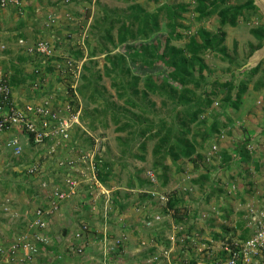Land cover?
I'll use <instances>...</instances> for the list:
<instances>
[{
    "label": "rangeland",
    "instance_id": "obj_1",
    "mask_svg": "<svg viewBox=\"0 0 264 264\" xmlns=\"http://www.w3.org/2000/svg\"><path fill=\"white\" fill-rule=\"evenodd\" d=\"M245 1L229 0L224 6H229L230 13H233V7ZM59 3L53 6L58 11V18L54 14H46L43 21L47 29L64 34L65 46L69 48L66 56L74 59L73 62L66 63L64 67V62L70 59L50 58L54 64L50 63L51 60H47L46 64L53 65V76L47 78L38 91L30 88L29 76L35 73V69H40L41 73L49 72L45 66H34V54L25 47L40 41L52 43L41 34L34 33V28L28 27L35 20L31 18V13L13 11L9 25L0 26V74L14 77L13 81L10 78L15 84L14 92L24 89V93L29 91L27 94H33L40 102L48 101L59 117L77 116L70 125V140L51 154H48V144L38 147L42 157L48 158L49 163L62 164L60 169H66L70 161L75 169L80 168L79 173L84 175L78 173L79 181L75 188L79 191L83 190L79 187L84 182L90 190L95 188L89 168H94L93 175L98 181V174L104 172L106 180L110 177L111 182L117 179V183L146 185L144 187L150 190L147 195L151 204L147 209L153 210L154 218H160L157 219L160 223L155 225L159 233L138 228V233L135 230L128 236L120 229L111 230L113 236L107 237L106 242V235L98 236L101 231L99 225L92 222L80 234V241L72 236L63 247L59 238H62V230L68 228L61 224L59 227L62 229L48 234V229L43 232L31 225L34 220L32 211L25 214L23 209L33 205V201L28 192L29 202L23 199L25 188L20 181L28 179L23 172H19L20 167L15 172L10 165L4 167L0 157V177L7 179L0 181V201L4 196L13 199L9 203V211L0 216L1 248H7L11 243L18 244L17 238L22 235L31 242L35 241V234L49 239L46 244L38 242L36 252L29 258L25 256L28 252L22 254L17 251L11 264H139L140 259L147 260L148 244H153L155 240L160 242V254L168 252L160 258L169 262L185 245L184 223L190 215H194L200 223L208 220L210 225L214 221L213 216L216 219L219 215L221 228L216 233L218 239L213 242L217 243L223 236L229 235L223 231L233 221L226 208L229 199L238 197L254 202L260 201L264 195V55L251 64L254 53L264 45L251 52V45L257 44L251 31L264 28V10L258 5V0H253L255 9H243L236 15L235 26L221 24L216 13L198 19L194 12L195 0H59ZM163 3L187 7L176 20V32L167 25L164 12L158 11ZM135 7L156 15L158 28L148 32L145 38L139 37L138 23L130 17V14L138 12ZM127 16L129 19L125 24L131 23L132 37L121 43L118 31ZM141 16L142 13L138 15ZM36 23L41 24L42 19L41 22L36 20ZM149 24L147 20L146 26L141 25L140 29L150 28ZM200 30L209 33V38L216 43L223 35V42L217 43L216 50L203 49L196 54L198 59H190L186 45L191 37L199 42ZM23 31L26 35H35L34 41L28 43ZM19 37L23 44L18 43ZM54 39V42L59 41L56 37ZM166 39L168 47L182 50L181 56L188 60L186 84L171 80L167 69L160 63L141 68L138 58L132 59L137 62L136 66L129 56H124L122 62L118 60L125 45L151 43L156 51L161 52ZM152 45L147 48L148 56L152 54ZM77 54L78 58L74 56ZM256 67L258 70L252 73L251 70ZM148 76L155 82L154 92L145 88ZM134 78L138 81L132 88ZM15 79L19 81L15 82ZM58 82L60 85H56ZM133 90H138V93L133 94ZM141 90L147 92L145 96ZM18 133L19 141L20 138L26 140V136H21L22 132ZM159 136H164L166 143L154 152L155 146L161 145ZM71 144L74 154L68 159L62 156L66 153L63 149L71 148ZM27 145L22 153L30 158L31 151H36V147L30 143ZM189 147L193 148V152L184 158L181 150ZM20 160L25 161L23 158ZM127 202V213L123 215L124 221L131 226L135 221L132 220L134 216L128 215V209L136 203V198H129ZM80 206L78 209H81ZM144 211L145 208L141 207L134 215H141ZM81 213L84 216L86 212ZM167 215L170 220L164 222L162 216L165 218ZM79 218L80 215L73 217L78 219L75 223H80ZM96 221L101 223L98 215ZM207 223H202L204 225L200 227L199 234H194L192 247L197 248L206 240H211L210 234L203 232ZM86 232L89 241L84 242ZM129 238L131 247H126ZM136 245L143 249L140 253L144 252L139 257ZM78 247L80 252L76 251ZM178 255L181 257L183 254L178 252ZM125 258L128 260L125 261ZM187 261L188 256L181 257L178 263Z\"/></svg>",
    "mask_w": 264,
    "mask_h": 264
},
{
    "label": "crops",
    "instance_id": "obj_2",
    "mask_svg": "<svg viewBox=\"0 0 264 264\" xmlns=\"http://www.w3.org/2000/svg\"><path fill=\"white\" fill-rule=\"evenodd\" d=\"M258 1H261V0H258ZM21 3H22V8H21L22 12L23 13L29 12V13H31L30 16L33 15L31 18H35V20L33 21L32 24L28 25V23L26 22L27 23L26 25H28V27H30V28H34V33H39V34H41L40 36H42L43 38H46V40L50 41V43H52V44L54 43L53 44L55 46L54 58L59 57V58L63 59L64 57H67L66 52L69 50V48L67 47V45L65 46V44H67V41H66V39H63L65 37L64 34L63 35L61 33L57 34L58 33L57 31L52 32L51 29H47L45 26V21H43L44 20L43 17L46 14H50V15L54 14L55 18L56 19L58 18V16H56L58 11L53 6L59 5L60 4L59 0H21ZM76 6H78V5H76ZM58 8H60V7H58ZM12 13H13L12 8L11 9L5 8L1 12V14H0L1 15L0 26H5L6 23L9 25V23H10L9 20L12 17L10 15ZM41 19H42L41 24L36 23V20H37V22H39V21L41 22ZM21 27L23 28V25ZM23 35L29 40V41L27 40L28 43H31L35 39V35L34 36H32L31 34L26 35V32H24V31H23ZM55 37L59 41L56 40V42H54ZM63 43H64V45H63ZM263 47H264V45H263ZM33 60H35V58ZM50 63L54 64V61L51 60ZM63 65L65 67V64H63ZM50 66H53V65H50ZM53 72H54V70L50 71L49 73H46V72H44V73L46 74V76L48 78H50V76L53 74ZM56 85H60V82H58V84H56ZM27 93H24V89L19 88L18 92L17 91L14 92L13 95H14V98L19 103L26 104L28 101L32 100V99L31 100H29V99H30V96L32 98V95H33V94L30 95ZM12 134L17 135V133H4L0 136V157H2V159H3L2 162L4 164V167H6L7 165H10V167L11 166L13 167V171L14 170L16 171L20 167L21 171L19 170V172H23L24 177L28 179V180H26V179L20 180L21 184H22V188H25V189H23L25 194H23L22 197H23V199L28 200V202H29L30 197H31V201H33V205H30L31 208H30V206L24 207L23 211L24 212L26 211L25 214H27V212H29V211H32L30 213H32L31 217H33V213L37 208H39V207L45 208L46 204H48L47 203L48 199H49L48 196L51 193V191H53L56 187H61L63 185L62 181H63V178L65 177V171L66 170L60 169L61 167H59L56 163L55 164L53 162L49 163L48 158L46 159V157H44V156L42 157L40 152L34 151L32 149H31L32 151H31L30 158L23 155L22 158H23V160H25L24 162H22L20 160V158L17 159L12 154L11 149H8L5 147L6 146V140ZM18 135H19V133H18ZM21 136L25 137L24 135H21ZM20 142L22 143L24 148H28V145H27L25 138H23V139L20 138ZM69 147H71V148L63 149V150H66V153L64 155H62L63 157H66V158L68 157V159L72 158L71 156H73L72 154H74V150H72L73 145L71 144V145H69ZM3 157H5V158H3ZM40 158H42V159L45 158V160L39 161ZM33 161L39 162V167H40L39 172L34 174V175H28V174H26L25 169ZM20 163H23V165H21ZM4 170H6V169L4 168ZM103 174H104V172L102 174L99 173L98 178H99V182H100L102 188L108 192V193H106L107 195H104V191H102L101 189L99 191V190L95 189L94 187H92V189L90 190L88 188V185L84 184L85 183L84 182L81 184V186L79 185L80 187L78 186L79 188H82L83 190L79 191V190L75 189L74 194L71 195L68 199L62 201L59 205L58 210L52 214L50 224H49V228L47 231L48 234L50 232L59 231L60 229H62L59 227V225H61V224H62V227L68 228L67 230L63 229L64 231L62 230V232H61L62 238L61 239L59 238V241H60L62 246L64 243H66L68 238L72 237L73 234L76 231H78V229L80 228V225L82 223L86 224V226L88 228L90 227V225H92L91 224L92 222L94 223V225L98 224L99 228L101 230L100 233L98 234V236L103 237V234L106 235L105 236L106 242H107V237L113 236V235H111L112 233H110L111 230H112V232H114V231H119V229H120V232H124L127 235L128 234L132 235L134 233V231L137 230L138 228H140L142 231H144V229H145V231L153 232V234L155 233V231L157 233H159V230L155 227V225H158L160 223L158 221L160 218L158 217V220H156L153 217V215L155 214V213H153V210L152 209L150 210V208H149V210L147 209V207L151 206V204H149L150 203L149 202L150 196L147 195V194H149V192H147V191H150V190H148L144 187L146 185L140 186V183L137 184L138 182H130L127 184L125 182L124 183H122V182L117 183L118 180L114 177L113 178L116 179V182H111L110 177L106 180V177ZM1 180H7V179L6 178L3 179L2 177H0V181ZM8 180L12 181L11 179H8ZM14 182H16V180ZM146 184L148 185V183H146ZM26 192L30 193L29 199L27 197L28 194ZM109 194H110V196H109ZM4 197L5 198L2 201H0V216H3L5 214L4 208H6V211H9V203L13 201V199L9 196H4ZM263 197H264V195H263ZM129 198H136V203L130 205V206H132V208L128 209V215L134 216V218L132 220L135 221V223H133L131 226L128 225L127 221H124V215H123V214L127 213L125 211V208L128 206L127 200ZM236 198H238V197H236ZM236 198H230V199L228 198L230 202L228 203V205L226 207L227 209H229V211L227 213L230 214V217H232L233 221H232V223H229L224 227V230H223L224 232L232 231L233 226L238 227L237 221H238L239 217H238V214L236 212V208H235L234 204H236L238 206L241 203L247 202L246 198H243V199H241V198L236 199ZM141 200L143 201L142 203H140ZM145 201H147V202H145ZM138 203H140V204L137 206ZM80 204H83V206H80ZM79 206L81 207V209H78ZM141 207L145 208L144 213L141 215H139V214L134 215L135 213H138V211L141 210ZM11 210H12V208H11ZM81 211L84 213L86 212L84 214V216L82 215L83 213H81ZM131 212L133 213L132 215H130ZM221 214H222V212H221ZM223 214H225V213H223ZM78 215H80V218H79L80 223L77 224L75 222L78 219L74 220L73 217L77 218ZM97 215L99 216L101 223L96 221ZM16 216H17V214H16ZM218 216H216V219L213 216L214 219H212V220H214V221H213V223H211V225L207 223V222H209L208 220L206 222H202L205 224L207 223V225L203 229V232H206L209 234L220 232L222 221L218 220L219 219ZM187 218L188 219L186 220V223H184L185 224L184 230L186 232V237H189V236L191 237L194 234H199L198 232L201 231L200 227H203L204 224L198 222L199 220L197 221L196 219H194V215H190ZM162 219L164 220V222H169L170 217L167 215L165 218H163V216H162ZM29 220H31V218ZM123 221H124V223L120 224ZM148 222L150 224H147ZM162 223H163V221H162ZM108 230H110V231H108ZM163 231H164V229L161 230V232H163ZM120 232H118V233H120ZM138 232H139V230H137V233ZM85 234H86V237L83 238L84 242L89 241V240H87L88 233L86 232ZM116 235H118V234H116ZM130 239L131 238L128 239V241H127L128 245H126V247H131L130 246V243H131ZM152 243L153 244H148L150 249H148L146 251V253L148 254L149 257L147 256L146 257L147 260H145V261H144V259H140L138 261L139 264H149L150 260H151L150 255L151 254L155 255L158 252L160 253V251H158L159 249H161V247L159 245L160 242L157 243V241L155 240V242H152ZM191 245L192 244L189 241H187L186 244L184 245L185 248L180 247V249L178 251H176L177 255H174L171 258H173L174 262L177 261V263H173V264H180V263H178V261L181 259V257L186 258L187 256L191 257L193 255V251H192L193 248L191 247ZM136 248H137V245H136ZM172 248H174V246ZM69 250H71V248ZM137 250H139V252L137 253L138 254L137 257H139V255L141 256L142 254H144V252L140 253V251L143 250V249H140V246H138ZM175 250H177V249H175ZM178 252H180L183 255H181V257H180V255H178ZM124 260L127 261L128 258H125ZM162 264H166V263H162Z\"/></svg>",
    "mask_w": 264,
    "mask_h": 264
},
{
    "label": "built area",
    "instance_id": "obj_3",
    "mask_svg": "<svg viewBox=\"0 0 264 264\" xmlns=\"http://www.w3.org/2000/svg\"><path fill=\"white\" fill-rule=\"evenodd\" d=\"M7 4L21 6L22 3L21 0H0V12L6 8ZM18 43L23 44V41L19 40ZM26 50L39 56L43 61L50 58L54 51L53 46L45 41L37 42L31 47H27ZM66 63L71 64L70 61H66ZM34 72L35 74L41 73L40 69H35ZM8 80V75L0 74V136L11 130L25 133L27 140L31 141L36 150L40 149L38 147L48 144L50 148L48 154L53 153L57 147L69 141L70 125L75 122L77 116L74 114V116L59 117L57 111H54L50 107V103L45 100L38 104L19 103L12 95ZM6 147L12 149L14 156L22 153L17 137L6 141ZM39 168L36 161L30 164L25 172L28 175H34L39 172ZM65 168L67 172L62 181L63 185L51 191L45 208L39 207L34 211V220L31 225L40 231L45 232L48 229L52 214L58 210L62 201L73 194L74 188L78 184L77 177L80 168L75 169L71 161ZM89 169L94 182L97 183L93 175L94 168ZM75 174L77 176H74ZM79 174L84 175V173ZM234 205L239 217L238 227L233 226V232H228L230 234L223 236L217 243L212 240L201 243L195 249L194 258L190 259L193 261H187L184 264H264V197L260 201H247L238 206ZM85 230L86 225L82 223L74 238L80 241V234ZM17 239L18 244L11 243L3 249L0 246V264H11L16 259L17 251H21L22 254L28 252L25 256L29 258L36 252L38 242L45 244L48 242L45 235L42 237L39 234H35L34 242L27 240L23 235ZM76 251L80 252V247ZM167 254L168 252L164 253V255Z\"/></svg>",
    "mask_w": 264,
    "mask_h": 264
},
{
    "label": "trees",
    "instance_id": "obj_4",
    "mask_svg": "<svg viewBox=\"0 0 264 264\" xmlns=\"http://www.w3.org/2000/svg\"><path fill=\"white\" fill-rule=\"evenodd\" d=\"M229 0H195L196 5L194 7V12L197 14V18H204L209 16L212 13H216L219 17V21L221 24L224 23H229V25L231 26H235L236 25V15L241 13V10L243 9H255V6L253 5V0H246L243 4L237 6V7H233V13H230V9L229 6H224L226 2H228ZM222 6V7H221ZM6 8H12L13 11H17L18 13H21L22 11V7L21 6H11L10 4H7ZM135 10L138 11L136 13H132V16L130 14V17L132 18L133 22L138 23L139 29L138 31V35L140 38H145L146 34L152 30H156L158 28V23L156 22V15H150L147 14L144 11H140V7H135ZM187 10V7H185V5L183 4H179V5H166L165 3H163L162 5H160V7L158 8V11H162L165 14V18L168 20V26L170 27L171 31L176 32V20L180 17V13L181 12H185ZM142 13V18L138 17V15ZM229 17V19H228ZM129 19V17L127 16L125 18V21L121 24L120 29L118 31V40L123 43L125 40H127L126 38H130L132 37V31L129 29L132 25L130 23V25L125 24V22ZM140 20V21H139ZM148 20V22L150 23L149 25L151 26L150 28H147L146 30L144 28L140 29V26L142 25V27L146 26V21ZM132 22V24H133ZM110 30H112L111 28H109ZM108 29V30H109ZM252 36L257 40V44L255 46L251 45V52H253L254 50L258 49L261 47V45L263 44L264 41V28L263 29H254L251 31ZM108 34H110V31H107ZM198 36H199V42L191 37L189 38V41L186 45L187 51L190 54V59H198V57L196 56V54L203 50V49H209L211 51L216 50V45L221 44L223 42V38L224 36L222 35L219 39V41L216 43L214 41V39H210L209 38V33L205 32V31H198ZM21 37V36H20ZM18 39L22 40V38ZM136 38V37H135ZM108 40H111V38L108 36ZM125 45V44H124ZM150 45H152L151 43H135L132 45H125L124 48V52L122 56L118 57L119 62L124 61V56H129L131 59V62L136 66L137 62H135L134 60L132 61V59H140L138 66L143 68L146 67V65L153 67L155 66L157 63L162 64L163 66H165V68L167 69V75L170 77L171 80H177L180 83H184L186 84V80H184L185 77V73L186 71V63H188V60L186 57L181 56L182 50L177 49L175 47H168V40L166 39L165 44H164V48L161 52L156 51L155 46L152 47V54L151 56H148V51L147 48L148 46L150 47ZM52 46L55 49V46L52 44ZM35 58V61H33V64H35L34 66H45L47 68V71L50 72L53 70V68L49 65L46 64V61L51 60L50 58H54L55 56V51H53V54L50 58H48L47 60H45L44 63L43 59H41L39 56L36 55H32ZM76 58H78L77 55ZM56 60H58L57 58H54ZM61 59V58H60ZM29 60V59H26ZM62 61V59H61ZM32 64V63H31ZM113 64V63H112ZM35 69V68H34ZM50 70V71H49ZM258 70V68H254L253 70H251L252 73H255ZM47 73V72H46ZM187 74V73H186ZM12 78L11 81H13L14 77H10ZM10 78L8 80V84L12 89V95L14 94V88L13 86L15 85L13 82L10 81ZM47 76L45 73H33L29 76V81H30V88L34 89L35 91H38L43 84L46 82L47 80ZM151 77H147L145 79V88L148 91L154 92V81L153 79L151 80ZM19 80L15 79V82H18ZM138 80L136 78H134L133 84H132V88L136 87V82ZM36 84V87H34V85ZM145 90V89H144ZM141 90L142 95H146V91ZM138 90H133V94H137ZM140 93V92H139ZM14 97V95H13ZM15 99V98H14ZM32 99V100H31ZM36 99L38 100L37 97H35L34 95H32V98L30 96L31 103H35L38 104L40 103V101L38 100L36 102ZM134 105V104H133ZM199 111H197L198 113ZM7 133H17L18 135V131L15 130H11L8 131ZM142 133V132H141ZM21 135H25V133H22ZM19 136V135H18ZM158 136V135H157ZM13 137H17L16 134H12L10 135V138H8L6 141H8L9 139L13 138ZM70 140V139H69ZM159 143L161 145H156L155 146V151L157 152L160 149V146L164 145L166 143V140L164 139V136H159L158 138ZM26 142L27 143H31V141L27 140V136H26ZM33 145V144H32ZM167 145V144H166ZM20 146H21V150L23 151V145L20 142ZM170 148V147H169ZM10 149V148H9ZM170 150V149H169ZM12 151V149H11ZM38 151V150H36ZM182 156L184 158H188L191 153L193 152V148L189 147L188 149H182ZM13 154V151H12ZM165 155V154H164ZM177 156V155H176ZM17 159L23 157V153L19 154L18 156H15ZM173 159H175L174 155H172ZM45 160V158H40L39 161H43ZM38 162V161H37ZM39 164V162H38ZM26 170V169H25ZM66 170V169H65ZM67 172V170L65 171ZM171 207V205H170ZM210 238L212 240L218 239V236L216 233L210 234ZM184 241L187 242L188 240L186 238H184ZM151 263L149 264H162L163 262L161 261L159 254H151ZM172 263H177L174 262L173 258L171 260Z\"/></svg>",
    "mask_w": 264,
    "mask_h": 264
},
{
    "label": "clouds",
    "instance_id": "obj_5",
    "mask_svg": "<svg viewBox=\"0 0 264 264\" xmlns=\"http://www.w3.org/2000/svg\"><path fill=\"white\" fill-rule=\"evenodd\" d=\"M34 44H32L31 46H33ZM26 49V48H25ZM53 49H54V47H53ZM64 59H70L69 57H64ZM73 60L74 59H70V62L72 63L73 62ZM64 64L66 65V62H64ZM66 173V172H65ZM74 176H77L76 174L74 175ZM77 181H79V177H77ZM93 185L95 186V188L97 189V190H99L100 191V189L102 190V191H104V189L102 188V186H101V184H100V182L97 180V183H95V182H93ZM77 186V185H76ZM75 189L76 188H74V191H73V194H74V192H75ZM105 192V191H104ZM72 194V195H73ZM167 210V209H166ZM155 219L157 220L158 219V217H155ZM149 223V222H148ZM147 223V224H148ZM150 224V223H149ZM82 225V224H81ZM81 225H80V228H81ZM79 228V229H80ZM79 229H78V231H79ZM77 232V231H76ZM75 232V233H76ZM85 232V231H84ZM75 233L73 234V237H74V235H75ZM83 233V232H82ZM184 236V238H186L191 244H192V242H193V240H194V235H192L191 237L189 236V237H186V233L183 235ZM212 240V239H211ZM183 241H184V239H183ZM213 241V240H212ZM48 242H49V239H48ZM47 242V243H48ZM185 244H186V242H184ZM192 247V246H191ZM193 249H192V251H193V255L191 256V257H188V261L190 262V261H193V260H190L191 258H194V254H196L195 253V247H192ZM172 251V250H171ZM171 253V252H170ZM169 253V254H170ZM160 255H162V253L160 254L159 253V257H160ZM164 255H162V257H163ZM161 257V258H162ZM160 258V259H161ZM169 258H170V256H169ZM161 261L163 262V263H166V264H173V263H171V260H169V262H167V260L165 259V261L163 260V259H161ZM185 263V262H184Z\"/></svg>",
    "mask_w": 264,
    "mask_h": 264
},
{
    "label": "bare ground",
    "instance_id": "obj_6",
    "mask_svg": "<svg viewBox=\"0 0 264 264\" xmlns=\"http://www.w3.org/2000/svg\"><path fill=\"white\" fill-rule=\"evenodd\" d=\"M258 5L264 10V0L258 1ZM264 55V48L262 50H259L258 52H255L251 59V64H255L261 56Z\"/></svg>",
    "mask_w": 264,
    "mask_h": 264
},
{
    "label": "water",
    "instance_id": "obj_7",
    "mask_svg": "<svg viewBox=\"0 0 264 264\" xmlns=\"http://www.w3.org/2000/svg\"><path fill=\"white\" fill-rule=\"evenodd\" d=\"M264 47H262L260 50H262Z\"/></svg>",
    "mask_w": 264,
    "mask_h": 264
}]
</instances>
